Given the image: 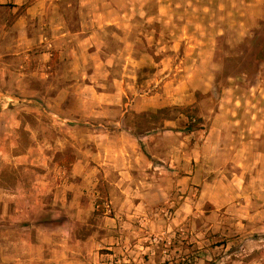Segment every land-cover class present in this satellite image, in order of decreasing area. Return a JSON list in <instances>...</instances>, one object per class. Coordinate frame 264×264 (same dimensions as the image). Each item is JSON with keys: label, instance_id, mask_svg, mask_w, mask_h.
<instances>
[{"label": "rangeland", "instance_id": "rangeland-1", "mask_svg": "<svg viewBox=\"0 0 264 264\" xmlns=\"http://www.w3.org/2000/svg\"><path fill=\"white\" fill-rule=\"evenodd\" d=\"M58 1L0 0V264H264V0Z\"/></svg>", "mask_w": 264, "mask_h": 264}, {"label": "crops", "instance_id": "crops-1", "mask_svg": "<svg viewBox=\"0 0 264 264\" xmlns=\"http://www.w3.org/2000/svg\"><path fill=\"white\" fill-rule=\"evenodd\" d=\"M41 1L46 2V3L48 2L51 4L54 3V0H41ZM58 2H59L58 5H60L59 10H58V15H59L58 25H57L58 29L53 31V35L55 36V39L45 37V40H46V45H48V46H53V45L59 46V48H60L59 50L61 52V39H63L65 42L68 40H72V38L74 37L72 35V34H74V31L68 27H65V29L61 32V0H59ZM36 4H37V2L33 5V8L36 7ZM84 29H85V27H81V28H79V31L84 30ZM105 29H107V26L105 27ZM61 33H62V36H61ZM77 33H79V32H77ZM69 34H71V35H69ZM76 37L84 39V42H90L91 41V37H88V36L80 37L77 34ZM250 130H252V129H250Z\"/></svg>", "mask_w": 264, "mask_h": 264}, {"label": "trees", "instance_id": "trees-1", "mask_svg": "<svg viewBox=\"0 0 264 264\" xmlns=\"http://www.w3.org/2000/svg\"><path fill=\"white\" fill-rule=\"evenodd\" d=\"M194 107H188L187 110H191ZM189 116V120L190 123L188 125V131L192 132L196 129V127L198 126L199 122L202 120L201 117L198 118H194L192 115H188Z\"/></svg>", "mask_w": 264, "mask_h": 264}]
</instances>
